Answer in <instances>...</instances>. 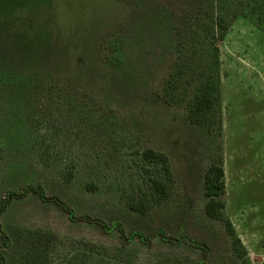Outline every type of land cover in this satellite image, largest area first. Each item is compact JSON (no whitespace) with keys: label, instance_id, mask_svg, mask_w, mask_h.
Masks as SVG:
<instances>
[{"label":"rangeland","instance_id":"374dc122","mask_svg":"<svg viewBox=\"0 0 264 264\" xmlns=\"http://www.w3.org/2000/svg\"><path fill=\"white\" fill-rule=\"evenodd\" d=\"M213 162L240 256L204 213ZM26 186L111 230L28 194L0 214V264H264V0H0V204Z\"/></svg>","mask_w":264,"mask_h":264},{"label":"trees","instance_id":"16d2710c","mask_svg":"<svg viewBox=\"0 0 264 264\" xmlns=\"http://www.w3.org/2000/svg\"><path fill=\"white\" fill-rule=\"evenodd\" d=\"M217 24L219 25L220 28H223L225 26L222 20H219ZM214 92H215V89L213 86H210V85L203 86L199 94L195 97L194 102L192 103V106L188 114V118L191 123L203 124L205 122L206 112L211 109L215 101V96L213 94ZM143 157L145 160L150 161V162H155V161L161 162L164 164L165 169L168 168L167 158L163 154L155 153L152 150H146L143 153ZM203 187H204L203 194L207 200L204 206V213L206 217L212 220H218V221L224 222L225 229L228 235L233 237V241H232L233 247L235 249H238L237 250L238 252L240 250L239 239L235 237V233L231 226L230 221L228 219H225L224 217L225 204L224 202L221 201V197L224 195V192H225V181H224V169L220 162H213L212 164L208 166V168L206 169L204 173ZM152 188L154 189L155 192L158 193L159 200H162L167 197L168 189H167V186L163 184L162 182L154 180L152 183ZM28 194H33L37 196L39 200L42 202L54 203L67 214L68 219L71 222L85 221L89 224H96L100 226L105 232H108L111 230V229H108L106 224L99 219H93L88 216L76 218L74 216L73 210L70 207H68L64 202H62L57 197H47L41 186H36V187L26 186L23 188L22 193L20 194L8 192L6 194V197L2 200L0 204V214L4 212L7 205L12 200L23 199L26 196H28ZM128 208L131 211L139 212V213H143L148 210V206L144 202H139V203L130 202L128 203ZM113 229H116L118 231L122 241L128 242L132 240L133 237L138 236V238L142 242L144 243L149 242V238L144 237L142 234H132L130 238H126L123 228L119 224L114 225ZM155 234L159 235L162 239H165L163 232L159 231ZM0 236L4 240L3 244H6L7 238L2 232L1 227H0ZM183 241H186L191 246H194L196 248L203 250L204 252L203 259L205 258L207 249L204 246H200L190 241L189 239H186L183 237H179L178 239H176V242H183ZM238 255L239 256L241 255V251H239Z\"/></svg>","mask_w":264,"mask_h":264}]
</instances>
